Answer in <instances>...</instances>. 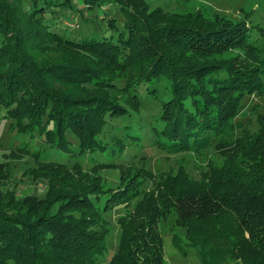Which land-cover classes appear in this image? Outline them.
Returning a JSON list of instances; mask_svg holds the SVG:
<instances>
[{
  "label": "trees",
  "instance_id": "1",
  "mask_svg": "<svg viewBox=\"0 0 264 264\" xmlns=\"http://www.w3.org/2000/svg\"><path fill=\"white\" fill-rule=\"evenodd\" d=\"M150 6L0 0V109L11 137L39 139L38 148L19 142L14 152L33 158L29 174L46 183L40 197L18 195L0 177V264H99L104 215L132 202L106 264H167L159 223L169 217L184 230V243L173 235L174 247L195 250L199 264H264V113L256 131L237 122L249 97H264V28L210 9ZM77 18L88 29L97 20L100 32L64 24ZM147 101L157 113L144 126L134 114ZM146 137L158 150L208 151L222 162L198 180L180 170L157 179L143 167H119L115 189L95 174L115 166L106 157ZM98 152L89 170L71 163Z\"/></svg>",
  "mask_w": 264,
  "mask_h": 264
},
{
  "label": "rangeland",
  "instance_id": "2",
  "mask_svg": "<svg viewBox=\"0 0 264 264\" xmlns=\"http://www.w3.org/2000/svg\"><path fill=\"white\" fill-rule=\"evenodd\" d=\"M151 4L150 8L161 7L167 11H174L177 14H184L186 12L205 11L210 13H218L225 18L232 20H245L252 25H259L264 28V0H148ZM111 13L114 14L116 19H121L119 12L114 7ZM110 8L107 5H103V11L109 13ZM109 16V15H108ZM93 18V17H92ZM103 18V19H102ZM100 20H104V16L100 17ZM66 23V24H65ZM64 24L69 29L78 28L83 35H88L92 31H99V24L97 20H93L90 29L85 26L79 18L73 23L65 22ZM253 38H259L257 32H253ZM70 86V85H69ZM59 87V85H58ZM68 86H64L63 89H68ZM143 109V113L134 114L137 120L140 118L142 125L146 126L147 121L151 120L152 116L157 113L154 105H148ZM148 106V107H147ZM259 113H264V97L252 96L246 100L242 111L237 117V122L242 123L250 131H256V116ZM4 111L0 109V177L5 179L4 185H7L11 190L18 195L28 194L40 197L44 195L46 189V183L39 179H34L29 171L36 167V163L33 158H30L26 154H17L14 152L16 144L19 142H28L29 145H33V149L38 148L39 139L31 140L25 137L22 141L20 139H14L11 137L8 131L10 120L4 118ZM139 116V117H138ZM110 124V123H109ZM112 124V123H111ZM114 128L107 127L102 132L100 138L102 140H108L114 133ZM69 140L75 144V140L69 136ZM106 142V141H105ZM152 138L146 137L141 147L129 146L125 152L117 157L109 158L115 166L107 167V169L96 172L97 176H100L101 181L105 182L111 188H114L118 184V177L120 175V169L127 168L129 166L137 168L149 169L154 176L158 179L166 177L168 175H175L178 171H184L188 177L198 180L202 173L212 165H219L222 161L215 158L210 152H203L200 154L193 153H168L166 151L158 150L152 146ZM103 155L98 152L96 154L86 153L78 158L71 160V163L79 162L85 170H89L95 164L97 158L100 159ZM105 157L103 160H107ZM102 159V158H101ZM121 165V166H120ZM121 168V169H122ZM3 170V172H2ZM91 172V171H90ZM145 190H150L152 185L145 182L142 186ZM139 200H136V203ZM135 202H132L129 206L126 204H118L113 206L107 214L104 215L105 220L108 222L107 227L109 233L106 238V250L102 256L99 257V264H106L113 253L117 249V244L120 236V224L119 219L127 217L132 214ZM159 230L162 233L163 239V252L165 262L167 264H199L195 254V250L183 246L185 254L179 252L172 242L173 235H178L181 243H184V230L174 225V218L169 217L165 221L159 223Z\"/></svg>",
  "mask_w": 264,
  "mask_h": 264
}]
</instances>
